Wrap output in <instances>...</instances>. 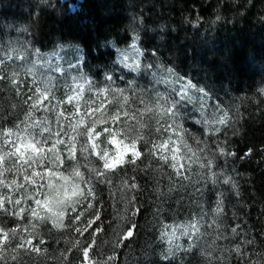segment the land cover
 Here are the masks:
<instances>
[{
    "label": "clouds",
    "instance_id": "clouds-1",
    "mask_svg": "<svg viewBox=\"0 0 264 264\" xmlns=\"http://www.w3.org/2000/svg\"><path fill=\"white\" fill-rule=\"evenodd\" d=\"M140 39L137 37L135 40H131L127 47L119 48L109 42L116 52L113 64L130 70L137 76L142 70L153 67L151 63L144 62L145 52L148 50H142L138 46ZM29 49L31 54H29ZM60 50L58 48L51 53H41L39 47L33 48L30 43L20 46L9 43L7 52L0 51V55L5 56L9 61L15 57L18 62H22L19 63L16 70L10 73L9 86L16 88L17 81L22 75L30 76L34 81H41L42 91L37 99L42 98L44 93L55 97L53 87L56 86L57 75L53 73L63 75L66 71L61 64L54 63L52 60L53 56H59ZM153 55L156 54L153 53ZM69 67L75 69L76 65L73 64ZM151 78L157 84L167 85L177 95L179 93L175 85L180 83V91H183L191 100L193 99L190 95V89H193L195 85L191 79L183 82L184 77L180 76L172 67H166L160 59L156 61V70L152 71ZM120 79L123 80L124 77L121 76ZM64 88L66 94L72 97L74 104L83 108V114L74 116V123L69 126L71 129L69 135L73 137L70 141V147L73 152H76L78 147L79 158L73 156L70 162L65 160L63 167H61L57 146L62 141L56 140L49 153H36L31 150L24 160L17 163V160L21 158L14 150H11L10 145L5 146V141L11 137L14 143L19 141L30 146L34 142L42 147L41 138L36 134V130L39 129L42 133L47 132L50 134L47 139L52 138L51 134L55 131V123H63L62 116L56 109L48 110L56 112L55 119L50 117L46 111L40 118V122L37 123L32 111L28 110L19 123L12 127L0 128V208L9 202V193L6 191L8 186L11 185L14 191L19 189L20 185L16 183V177L31 176L32 172L29 169H34L37 164L42 165L47 161V166L60 173L59 176L41 175L40 179L46 182L45 188L42 189L44 199L41 201L39 210L33 207L24 213H20L27 215L26 223L20 224L19 227H8L6 222L0 225L8 236L6 241L0 242V264H23V258L33 254L27 247L28 240L35 238L42 242L41 229L45 226L46 234L49 236L62 233L56 237L57 243L62 240L66 248L63 251L56 249L51 255H49L48 249L44 248V251L39 254L40 256L44 257L45 260L51 259L54 264H69L66 253L70 248L80 255L86 243L94 239L91 235L85 239L84 232L92 223L89 216L96 215V209L92 203V193L97 191L98 174L105 172V165H109L113 161L116 162L117 166H131L132 171L135 172L140 167L137 161L141 159V153L145 159L152 160L155 158V153L159 152V161H163L168 168L173 170L180 166L181 160H184L185 164H189V161L191 164H198L200 169H204L205 164L210 165L207 175L213 184L216 183L211 165H213L217 155L225 156L221 153V149L226 153L225 148L217 144L213 150L208 146L207 136L203 141L193 136L192 139L195 144L190 145L185 135H180L187 132V129L180 122V108L172 110L174 101L167 93L161 92L155 87L146 88L143 84H138L135 79H129L125 85L121 86L114 73L108 70L103 72L100 80H97L85 70L79 69L70 74V81L65 80ZM258 91L264 94V87L259 88ZM105 99L108 101V107L89 112V108L100 109V105ZM133 104L137 105L135 109H133ZM139 104H143V109L138 106ZM12 108L15 109L16 105L12 104ZM201 116L205 130H213V126L218 120L215 113L212 114V119H208L203 113ZM196 122L200 123L201 121ZM17 128H19L20 133H24L22 138L18 135ZM141 148L146 149V151L142 152ZM129 153L131 159H128ZM226 154L233 155L232 153ZM129 160L132 162L130 163ZM151 172L155 174L152 178L156 179L164 172V168L163 166H153ZM106 175L110 179V183L107 185L109 196L115 199L117 204H122V208L113 217L115 224L111 226L109 237L97 245L101 256L105 255L103 252L104 245H109L113 253L119 249L122 243L121 237L130 227L135 226L136 217L134 214L136 203L133 202L132 191H129L125 184L126 180L129 184L132 183V176L127 175V173L121 175L118 167L114 171L107 172ZM114 176L115 183L113 182ZM195 176L204 179V176L199 172ZM225 177L231 176H223L222 183L227 185L229 183L225 182ZM187 179L194 180L195 177H188ZM232 187L235 188L234 182ZM153 190L158 194L160 193L159 183ZM24 194L26 198L31 195L27 192ZM14 199L13 197V201ZM78 209L80 210L78 217L80 222L72 224L70 231H64L66 219L73 221V213ZM223 214V212L218 211L216 202L215 207L207 214V228L203 232L201 231L205 225L203 217L192 220L186 219L183 223L169 224L175 225L176 228L175 231L171 227L168 229L172 235V244L167 243V255L171 257L174 255V249L182 248L180 244L182 237L192 238L191 225L198 221L196 237L197 239L204 237L201 240L200 249V256L204 257L202 264H213L214 259H222V255L213 257V253L224 254L233 250L228 246L218 247L217 245L218 240L227 239L223 235ZM7 215V212H0V216ZM17 221L19 223L18 219ZM76 228H79V236L75 235ZM218 231L219 234H217ZM231 233L233 236L237 234L235 229H231ZM247 243L249 241H245V244ZM234 251L240 252L239 244L235 246ZM111 258V260L98 259L96 264H114L115 255H111ZM223 264H229V261L225 258ZM249 264H260V260L259 258L255 261L249 260Z\"/></svg>",
    "mask_w": 264,
    "mask_h": 264
},
{
    "label": "trees",
    "instance_id": "trees-1",
    "mask_svg": "<svg viewBox=\"0 0 264 264\" xmlns=\"http://www.w3.org/2000/svg\"><path fill=\"white\" fill-rule=\"evenodd\" d=\"M129 12L133 18L136 15L150 23L152 17L154 25L157 21L158 25H168L169 30L176 28L163 36L167 39L160 49L165 50V56L179 68L183 63L194 79L236 107L234 112L229 110L231 115L221 137L233 154L226 160L240 190L233 206L224 209L223 230L237 228L240 252L234 251L233 243L232 251L213 253V257L222 255L219 264L225 258L229 264H249V260L257 258L264 264V94L258 91L264 87V0H83L81 9L75 11L67 2L58 1L51 8L43 0H0V24L24 23L29 39L40 50L51 49L56 43L78 44L85 50L87 64L96 66L114 60L115 51L108 44L112 38L119 41L125 34L121 36L119 31L125 30ZM6 102L4 98L0 101L4 112L8 108ZM223 159L217 155L214 163L218 165ZM137 164L140 167L135 172L128 165L120 168L121 175L134 176L140 186L135 192L139 211L132 237L115 250L114 264H202L200 249L204 237L186 255L167 260L156 240L163 221L195 211L205 216L208 206L199 211L200 205H189L194 199H188L192 196L181 189L182 185L178 190L169 187V191L165 179H153L155 174L142 160ZM157 183L159 194L153 190ZM218 183L220 186V176ZM101 218L106 224L107 215ZM108 223L97 233V245L109 237L115 220L111 218ZM205 229L203 226L201 231ZM95 251L99 253L98 248ZM106 251L113 252L109 245ZM106 251L104 245L103 252ZM70 255L79 256L75 250Z\"/></svg>",
    "mask_w": 264,
    "mask_h": 264
},
{
    "label": "rangeland",
    "instance_id": "rangeland-1",
    "mask_svg": "<svg viewBox=\"0 0 264 264\" xmlns=\"http://www.w3.org/2000/svg\"><path fill=\"white\" fill-rule=\"evenodd\" d=\"M60 1V3H69V8L71 11L80 10L81 4L83 0H43V2L46 4V6H50L51 8H54L56 6V2ZM132 12L128 13V19L127 23L125 24V30L120 29L119 34L122 36L123 32L125 34L122 36L121 40H116L115 38H112L110 40V43L113 44L115 47H127V44L131 40H135L137 37H140L141 39L138 41V46L141 47V49H147L148 51L145 52L144 62L151 63L152 69H144L141 71V73L137 76L135 73L131 72L130 70L123 69L119 65L113 64V61H106L105 64L97 65L96 64H87L86 60V54L83 47H79L78 44L74 43H56L51 49L48 50H40L41 53H51L56 51L58 48L61 49L59 56H53L52 60L54 63L61 64L66 71L63 75H59L56 73H53L54 75H57V81L56 86L54 87L56 98L59 100H66V90L64 88V82L65 80L70 81V74L75 73L79 69H83L86 72H88L91 76H94L97 80H100L102 78L103 72L108 70L112 71L114 73L115 78L118 80V83L123 86L127 83L129 79H135L138 81V84H143L146 88L155 87L157 90L161 92L167 93L170 98L172 99H178L176 96V92L173 89H170L165 84H157L155 80H153L152 77V71L156 70V61L157 59H160L166 67H172L180 76L184 77V81L186 82L188 79H191L192 83L195 85V88L190 90V95H192L193 99L191 102H188L187 100L184 101L179 105L180 111H181V123L183 126L187 129L186 133H181L182 135H185V137L188 139V142L190 145H194L195 141L192 139L193 136L198 137L201 141L205 139V136H207L208 140V146L215 150L217 144L221 145L225 148L226 153H230V149L227 147L225 141L221 137V131L223 127L227 124L228 119L230 118L229 110L233 112L235 111L236 107H231L227 104L226 100L223 98L221 99L218 95L214 94L212 91H210L206 85L201 80L194 79L193 73L191 71H188L183 63H180V68L176 65L177 63L174 62L171 58H168L165 56V50H161L160 46L161 43L166 41V37H163L164 35H168L169 31L175 32L176 28L170 27L167 25H158V22L156 21L157 25H154L152 23V17H150L149 21L145 22L144 18H138L135 14L136 18H133L131 15ZM155 16V15H153ZM1 23V22H0ZM199 25V23L197 24ZM154 30V31H152ZM29 35L26 32V27L24 23H11V25H4L0 24V51L7 52L9 43L16 44L17 46L23 45L25 43H30L33 48L37 47L31 40L29 39ZM161 39V40H160ZM109 45V48L115 49ZM155 53L156 55H153ZM29 54H31V50L29 49ZM116 56V52H115ZM115 59V58H114ZM19 63L15 57L9 61L5 58V56L0 55V101L2 98L6 100L8 103V108L5 110V112L2 110L0 106V128L4 127H12L14 124L19 123L25 112L27 111L28 104L31 103V97L34 92V86L32 84V77L22 75L20 79L17 81L16 88H11L9 86V78L10 73L14 70H16L19 66ZM76 65V68L73 69L69 67L70 65ZM183 65V66H182ZM124 77L123 80L120 79V77ZM175 79V77H173ZM177 92L180 90L181 84L177 83L175 85ZM199 89H202L203 91H198ZM259 89V88H258ZM203 97V100L201 99ZM86 98H88L86 96ZM28 103H25V102ZM5 103V102H4ZM47 103V101H45ZM12 104L16 105V108H12ZM141 109H143V104L138 105ZM71 104H63L62 110L65 111V113H68L72 109ZM105 107H108V104L105 103ZM137 107L136 104H133V109ZM231 107V108H230ZM83 108L81 109V111ZM201 113H203L204 116H206L208 119H212V114L215 113L216 117L220 116H226V123L225 124H215L213 128L218 127L220 130L218 132L209 130L206 131L202 122V116ZM42 115V112H37L36 116L39 117ZM123 119V117H121ZM196 121H201L200 123H197ZM225 131V130H224ZM191 135H188V134ZM213 137V138H212ZM212 138V139H211ZM63 148V146H61ZM142 152L146 151V149L141 148ZM229 155L223 156V161L219 163L218 165L216 163H213L212 171L217 173V178L220 176L221 184L219 186V183L217 182L215 184L212 183L211 179L208 178L207 175V169H200L198 164H185L184 160H181V165L183 167L180 168V173H182L184 176L187 177H195L194 180H188L183 179L181 175H177L175 173V170L168 168L166 164H164L163 161H159V153L157 152L155 155V158L152 160H147L143 156L140 160H142L146 165L150 164L151 167L148 168L151 170L153 166L160 167L163 166L164 172L160 174L156 179H165V182L167 184V188L173 187L179 189L178 186H181L183 188L188 190L192 197H189L188 199H194L191 200L192 204L189 203V205H200L197 206L198 210L205 209L208 206V213L215 207L216 202L218 200H223V208L225 209L226 206H233L235 203V196L238 197L237 193H239L240 187L237 182H234L233 176L230 174L228 161L226 158ZM128 159H131L130 153L128 155ZM139 161V160H138ZM137 161V162H138ZM125 165L117 166L120 170V168ZM189 168L191 169L189 171ZM201 173L204 176V179H200L198 176H195L196 173ZM223 176H231L232 182L235 183V188L232 187V183H229L227 185L222 183ZM113 182L115 183V176L113 177ZM217 184V185H216ZM32 187H36L33 185ZM96 201L100 207H101V215H100V221L103 219L101 216L104 214L107 215L106 224L104 222L101 225V228L103 230V226L109 225L108 221L109 219L113 218L115 213L119 211L122 208V204H117L115 202V199L111 198L108 193V187L106 184H100L96 183ZM169 190V189H168ZM206 191V194H203V192ZM206 198H205V197ZM205 198V199H204ZM29 204H32L34 206L33 201L29 200ZM108 206L110 207V210L108 209ZM6 207H11L10 205H6ZM107 210V211H106ZM224 213V212H223ZM202 213L193 212L191 214H186L184 217H180L178 219L171 218L170 221H163L165 224H174L176 222L183 223L186 219L192 220V219H200L201 217L205 220V227L207 228V221H208V215H201ZM28 220L27 215L23 216V219L19 220V223L17 221V218L14 216H0V225H3L5 222L7 223L8 227H19L20 224L26 223ZM100 221H96L91 227L96 228L97 224H100ZM66 226L71 225L72 221L69 219H66L65 221ZM164 223H161L159 225L158 229V239L156 240L158 242V246L162 252L163 258L165 260L168 259L167 255V240H162L160 238V231ZM225 224L223 223V227ZM231 227L226 228L223 230V235L227 237V239H220L218 240L217 244H220V247L228 246L230 248V245L235 243L238 244L236 240L240 239V237H237L238 234L233 236L231 233ZM91 230V229H90ZM64 231H70L67 227ZM42 235H43V242L40 240H37L35 238L32 239V244L34 246H37L41 249L47 248L49 255L53 253L54 250L59 249L61 251L65 250L66 246L64 245L63 241H59L57 243L56 237L58 235H62V233L59 234H53L52 236H49L46 234V226L41 229ZM100 232L99 230L97 233ZM133 232V229H132ZM219 232V231H218ZM225 232V233H224ZM75 235L79 236V233H75ZM109 236V235H108ZM88 237L87 233H85L84 238L86 239ZM98 237V235H97ZM97 237L95 245L89 248V257L85 258L83 261V264H89V260H98V259H107L111 255H115L117 257V252H110L106 251V245H105V251L108 253H105L104 256H101L100 252L97 253L95 249L97 248ZM132 237V236H131ZM131 237H128L126 239H130ZM123 239L122 243L126 240ZM198 241L196 234H192V238L189 239L188 237H182L180 240V244L182 245V248L179 250L174 249V255H172L169 258H175L177 256H183L186 255L191 249H189V245H194ZM122 243L120 247H122ZM235 245V246H236ZM232 246V245H231ZM234 246V247H235ZM85 247H88V245H85ZM119 247V248H120ZM233 247V246H232ZM69 251V250H68ZM72 251V250H70ZM221 254V253H220ZM218 256H220L218 254ZM69 264H81L80 261V255L79 256H68ZM219 262H222V259L216 260L215 264H219ZM23 264H54V262L51 259L45 260L44 257L40 256L39 253H33L31 256H25L23 258ZM123 264H128V262Z\"/></svg>",
    "mask_w": 264,
    "mask_h": 264
},
{
    "label": "snow or ice",
    "instance_id": "snow-or-ice-1",
    "mask_svg": "<svg viewBox=\"0 0 264 264\" xmlns=\"http://www.w3.org/2000/svg\"><path fill=\"white\" fill-rule=\"evenodd\" d=\"M165 83H167V81H165ZM32 84L34 86V92L31 99V103L28 104V110L32 111V115L36 118V122L39 123L40 122V118L45 114L46 111L51 110V109H56V111L59 112V114L62 116L63 119V123H59L56 122L55 123V131L54 133H52V138L51 139H47V137L50 135L47 132H40L39 129L36 130V134L40 136L41 141H42V147L36 143H31V145L29 146L28 144L25 143H21L19 141L17 142H13L11 137H9L6 141H5V146H11V150H14L17 155L21 158L20 160H17V163H20L22 160H24V158L27 156L28 152L31 150H34L36 153H40V152H44L45 154L49 153L53 144H55L56 140H60L62 141L61 144H59L57 146V151H59L60 153V166L63 167L64 161L68 160L70 162L71 158L73 156H75L76 158H79V150L77 147V151L73 152L71 147H70V141L72 140V135H69V133L71 132L70 129V124L74 123L73 117L74 116H78L83 114V110L81 111V107H78L74 104L73 99L71 96H67L66 100H59L51 95H49L48 93H44V96L42 98L37 99L38 97H40V93L42 91V88L40 87L41 85V81L38 80H33L32 78ZM193 88H195V86H193ZM54 90V87H53ZM191 90V89H190ZM199 91H203L202 89ZM178 95L176 94V96L178 97V99H172L174 101L173 104V108L172 110H176L179 108V105L181 103H183L184 101H188L191 102L192 100L187 97L185 95V93L183 91H178ZM203 100V97L201 98ZM45 101H47V103H45ZM25 103H28L27 101ZM71 104L73 107L71 109L70 112L65 113L64 110H62V105L63 104ZM105 103L108 104V101L105 99L104 102L100 105V109H95V108H89V112H93V111H97V110H102L105 107ZM26 111V112H27ZM37 112H42V115L37 117L36 113ZM48 115L50 117H52L53 119H55V115L56 112L53 111H48ZM226 123V116H220L218 117V120L216 121V124H225ZM220 129L218 127L214 128L213 131L218 132ZM18 135L22 138V136L24 135V133H20L19 128L16 129ZM182 135V134H180ZM61 146H63V148H61ZM129 151H131V149H129ZM157 153V152H156ZM155 153V155H156ZM159 153V152H158ZM221 153L224 155H227L223 149H221ZM98 155V153H97ZM143 156V154L141 153V157ZM140 157V158H141ZM159 158H160V154H159ZM129 162L131 163L132 161L129 160ZM189 164H191V161H189ZM213 165H211L212 167ZM146 168H150L151 165L147 164L145 165ZM183 167V165L180 164V166L175 170V173L177 175H181L183 179H187V176H184L182 173H180V168ZM204 169L208 170V167H210V165L205 164ZM117 168V164L115 161H113L111 164L109 165H105V172H101L98 174V183H103L108 185L110 183V179L107 177L106 173L109 171H114ZM29 171L32 172L31 176L28 177H16V183L18 185H20L19 189H16L15 191L13 190V187L11 185L8 186V188L6 189V191L9 193V202L4 204L3 208H0V212H7L8 215L7 216H14L16 217L18 220L23 219L24 215H21L20 213H24L26 212L28 209L36 207L37 210H39V207L41 206V201L44 199V194L42 189L45 188L46 182L44 180H41L40 177L41 175H57L59 176L60 173L55 172L53 168L47 166V161H45L44 164H37L35 166L34 169H29ZM190 171V168H189ZM214 179L217 182V173L214 172ZM225 182L226 183H233L231 177H225ZM132 183H128L127 180L125 181L126 187L128 188L129 191H132V199L133 202H135L136 200V196H135V192L136 190L139 189V185L135 182V177L132 176L131 177ZM33 185H35L36 187H32ZM135 190V191H133ZM169 191H171V188H169ZM25 192L30 193L31 195L27 196V198L25 197ZM13 197L15 198L13 201ZM97 197H96V193L93 192L92 193V203L94 204V207L96 209V215L95 216H89V218L92 220L91 226L96 222V221H100V215H101V207L95 203ZM31 200L34 203V206L32 204H29L28 201ZM218 204V211L220 212H224V208H223V200H218L217 201ZM6 205H10L11 207H6ZM79 209L73 213V221L72 224H78L80 222L79 220ZM139 209L136 207L134 209V214L137 215ZM102 221H100V224H97L96 228H92L91 226L87 228V230L84 232L87 233V235H91L94 237V239H92L90 242L86 243V245H88V247H84L82 253L80 254V261L81 264H83V261L85 258L89 257V248L95 245L96 242V237H97V231H102L101 225H102ZM198 223V221H197ZM197 223H192L191 227H192V233L196 234V232L198 231V227H197ZM72 224L66 226L69 230L72 229ZM65 227V229H66ZM172 228L173 231H175L176 226L175 225H169V224H165L163 225V228L160 232V238L162 240H165V238H167V243L169 245L172 244V235L169 233L168 229ZM181 227H183V225H181ZM91 229V230H90ZM232 229H235L237 231V228L233 227ZM76 233H79V228L75 229ZM133 235L132 232V227L129 228V230L121 237V239H126L128 237H131ZM185 235H188V233H185ZM8 239V236L6 235L5 230L0 227V242L2 241H6ZM43 242V241H42ZM78 243V241H77ZM21 247H23V245H21ZM27 247L28 249L33 252V253H42L44 251V249H41L37 246H34L32 244V239L28 240L27 242ZM193 247V245H189V249H191ZM70 250H72L71 248L69 249V251L66 253V256L68 257L70 255ZM108 260H111V256H109L107 258ZM89 264H96V260H89Z\"/></svg>",
    "mask_w": 264,
    "mask_h": 264
}]
</instances>
